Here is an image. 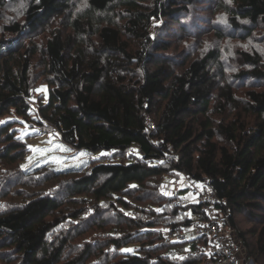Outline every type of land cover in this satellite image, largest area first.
<instances>
[{
	"label": "trees",
	"instance_id": "trees-1",
	"mask_svg": "<svg viewBox=\"0 0 264 264\" xmlns=\"http://www.w3.org/2000/svg\"><path fill=\"white\" fill-rule=\"evenodd\" d=\"M198 1L88 0L73 17L74 0H28L23 19L5 24L10 34L0 37V164L20 163L28 153L12 121L1 120L13 111L29 117L36 60L50 83L38 109L40 124L77 150L107 153L92 159L97 163L91 170L69 178L55 171L28 176L19 166L7 170L0 250H10L21 264H204L222 252L211 237L171 240L165 230L209 223L206 206L213 204L243 245L246 260L264 264V54L238 49L245 67L233 81L218 48L195 57L167 54L170 44L154 22L165 18L172 30L185 31L181 13ZM218 1L234 32L246 37L258 27L264 30V0ZM7 5L9 0H0V7ZM59 16H65V28L50 25ZM117 16L123 25L115 22ZM48 26L42 46L30 38ZM248 81L254 83L246 86ZM180 173L201 188L188 187L191 202L160 188L161 181ZM50 180L66 185L67 199L51 190L24 193ZM105 210L120 225L64 256L76 244L73 236L61 234L66 219ZM237 214L261 225L252 231V242ZM160 225L167 228L157 230ZM130 244L138 246L125 252Z\"/></svg>",
	"mask_w": 264,
	"mask_h": 264
},
{
	"label": "rangeland",
	"instance_id": "rangeland-1",
	"mask_svg": "<svg viewBox=\"0 0 264 264\" xmlns=\"http://www.w3.org/2000/svg\"><path fill=\"white\" fill-rule=\"evenodd\" d=\"M26 2H28V0H9V5L3 8L0 7V37L10 34L4 28L5 24L17 19H23V9ZM87 6L88 0H74L73 11H71L72 16H77V13L85 9ZM221 7H223V5H220L218 0H199L186 10L187 13H181L182 15L180 17L185 23V31H179L180 33L176 31L177 29L172 30L171 26L173 23L165 18L163 22L155 21L154 25L155 28H157V34L166 39L170 44L166 53L174 55L176 59L187 55H190L191 57H195L199 54L203 55L204 52L210 49L218 48L220 50L221 58L224 61L226 74L229 77V80L233 81L235 74L245 67V65L238 60L237 50H258L264 54V30L261 27H258L251 35L243 37L246 35L245 32L233 31L232 27L229 25L228 16ZM64 17L65 16H59L53 18L50 25L56 24L57 26H60V28H65L66 24L63 23ZM222 17L223 19H221ZM114 19L115 22L117 20L118 25L121 26L124 24V21H122L120 16H117ZM219 34H222L221 38H219ZM48 36L49 26L39 34L30 38L42 46ZM30 38L25 41L27 43L30 42ZM174 66L176 69L181 68L177 63H175ZM32 79L30 102L33 109L31 110L29 117H20L13 111L11 115L1 120L3 123L12 121L14 124L13 129L16 130L17 137L26 143L28 153L25 159L20 163L8 165L7 167L0 164V208L1 205L2 208H4L9 201L8 199L1 197L6 190L5 185L11 180L10 175L7 174V170L10 172V170L19 166L18 168L23 170L24 173L29 174L28 176H33V174L41 175L43 172L50 175L55 171L63 173L69 178L70 176L81 173V171L91 170L97 163H93L92 159L98 160L102 155L107 153V151L91 153L84 149L77 150L67 145L62 140L58 131L51 130L48 126H42L38 121V109L43 102L47 101L50 83L48 82L47 76L43 74L42 65L37 60L34 62V67L32 69ZM253 83V81H248L245 85L248 86ZM235 86L238 88V86L240 87L241 85L237 83ZM243 88L241 89L244 90ZM36 149H48V151H37ZM170 176L172 177H168L160 183V188L164 194L168 197L179 195L178 200L182 203L193 201V195L188 190L190 184H194L190 176L184 173ZM44 178V176H40V180H43ZM13 179H15V177ZM57 182H59V180H50L47 183L43 182L40 186L25 189L24 193L26 190H39L45 193L50 192L51 190L55 191L56 195L61 199H67L69 193L65 189L66 185ZM14 184H16V182L11 185ZM194 185L197 188L196 191L200 192L201 188L196 184ZM18 199L19 198L17 197L13 200L17 201ZM137 204H140V202ZM144 204H146V202ZM76 206L77 204L70 205L71 208H76ZM90 214L94 215L88 218L91 216ZM90 214H83L79 216L77 220L69 217L66 219V224L63 227L64 231L61 234H69L71 237L73 236V239L76 240V244H74L73 248L70 247V245H73L72 243L68 245L64 256L67 257L77 254L78 249H81V243L103 235L105 230L114 228V225H120V218L114 220L115 216H112L109 211H101L100 214L90 212ZM84 216L86 219H83ZM237 221L243 231L249 232V241L252 242L253 237L255 236L252 231L256 232V229L261 227V225L251 221L247 214H237ZM101 222H104L102 223L104 224L102 225V228L98 227L97 224ZM166 228L167 227L161 225L156 227L157 230H165ZM185 231L190 239L196 237L195 232H193L191 228H186ZM234 241H238L237 237H234ZM137 246V244H130L125 246L123 250L125 252H131ZM0 264H21V262L16 259L14 253L10 250H0Z\"/></svg>",
	"mask_w": 264,
	"mask_h": 264
},
{
	"label": "built area",
	"instance_id": "built-area-1",
	"mask_svg": "<svg viewBox=\"0 0 264 264\" xmlns=\"http://www.w3.org/2000/svg\"><path fill=\"white\" fill-rule=\"evenodd\" d=\"M196 186L190 184V191L195 192ZM211 200L216 201L212 194L207 195ZM207 196H203L202 200L205 201ZM209 214V223H202L197 227H192V231L196 235H208L211 237L212 244H215L222 252L215 258L204 262V264H256L252 260H246V251L243 245L234 241V234L226 228V220L218 214L213 204L206 206ZM168 238L171 240H186L188 234L183 229H176L174 231L165 230Z\"/></svg>",
	"mask_w": 264,
	"mask_h": 264
},
{
	"label": "snow or ice",
	"instance_id": "snow-or-ice-1",
	"mask_svg": "<svg viewBox=\"0 0 264 264\" xmlns=\"http://www.w3.org/2000/svg\"><path fill=\"white\" fill-rule=\"evenodd\" d=\"M223 19V17L221 18ZM58 147H62V146H58ZM37 151H48V149H36ZM127 251H131V250H127Z\"/></svg>",
	"mask_w": 264,
	"mask_h": 264
},
{
	"label": "clouds",
	"instance_id": "clouds-1",
	"mask_svg": "<svg viewBox=\"0 0 264 264\" xmlns=\"http://www.w3.org/2000/svg\"><path fill=\"white\" fill-rule=\"evenodd\" d=\"M242 23H246V21H242Z\"/></svg>",
	"mask_w": 264,
	"mask_h": 264
},
{
	"label": "water",
	"instance_id": "water-1",
	"mask_svg": "<svg viewBox=\"0 0 264 264\" xmlns=\"http://www.w3.org/2000/svg\"><path fill=\"white\" fill-rule=\"evenodd\" d=\"M252 263H254V261L252 260Z\"/></svg>",
	"mask_w": 264,
	"mask_h": 264
}]
</instances>
